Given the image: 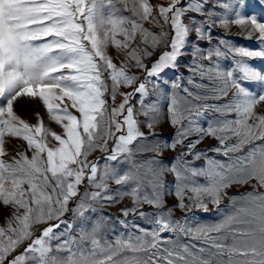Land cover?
<instances>
[{
	"label": "rangeland",
	"instance_id": "rangeland-1",
	"mask_svg": "<svg viewBox=\"0 0 264 264\" xmlns=\"http://www.w3.org/2000/svg\"><path fill=\"white\" fill-rule=\"evenodd\" d=\"M0 264H264V0H0Z\"/></svg>",
	"mask_w": 264,
	"mask_h": 264
}]
</instances>
